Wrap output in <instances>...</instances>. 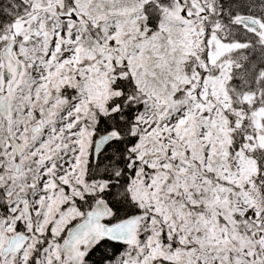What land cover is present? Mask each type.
Listing matches in <instances>:
<instances>
[{
	"label": "snow or ice",
	"instance_id": "1",
	"mask_svg": "<svg viewBox=\"0 0 264 264\" xmlns=\"http://www.w3.org/2000/svg\"><path fill=\"white\" fill-rule=\"evenodd\" d=\"M0 264H264V0H0Z\"/></svg>",
	"mask_w": 264,
	"mask_h": 264
}]
</instances>
